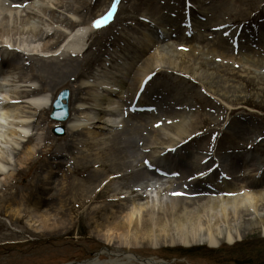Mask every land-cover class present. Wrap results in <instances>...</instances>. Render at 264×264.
I'll return each mask as SVG.
<instances>
[{"label":"rangeland","instance_id":"374dc122","mask_svg":"<svg viewBox=\"0 0 264 264\" xmlns=\"http://www.w3.org/2000/svg\"><path fill=\"white\" fill-rule=\"evenodd\" d=\"M163 1L170 2V6H168L170 10L159 17V23H150L144 26L157 38L161 35L164 36L166 32L176 34L177 37L179 33L183 32L184 36L188 37L189 44L199 47L198 51L195 50L196 52L193 53V58L196 57V61L207 60L210 64L209 67L198 69L199 75H196L198 82L192 94L183 93V90L179 93V97L186 98L188 101L185 107L190 108L181 110L184 113L180 115H186V122L192 121L193 123L195 121L188 139L190 145L182 149L184 155L181 154V157L177 153V156L170 157L167 162L161 160L160 164L158 154L163 150L164 145L157 144L146 150L149 137L151 136L153 139L155 136L157 137V134L160 135L163 129L168 127L171 121L170 116L172 117L176 111L179 112L176 108L179 105H176L174 97L173 101L170 97L172 92L158 90L154 93L153 100L151 98L150 102L142 103L140 109L134 112L145 115L147 119L144 120L145 122L140 121V124L132 121L130 129H134V132L130 131L128 135L131 144H133V148L128 151L130 162L127 164H130V168L127 169L128 175L117 178L115 181L118 182L120 190L128 189L130 196L139 198V201L143 202L147 209L151 208L156 200L151 199L148 195L141 196L139 192H142L144 184L146 185L149 181L152 184L151 190H156L157 197L162 198V203H169L172 199L177 203L181 200L189 202V200H184L185 194L191 196L189 192L203 193L208 187H213L215 184L226 187L237 186L241 182H253L255 189L264 188L262 186L264 182V0H192L193 3L188 0ZM90 2L91 0H62L58 4L48 3L46 4L47 17L54 14L61 19L74 20L78 18L88 28V31L99 28L100 31H103V26L114 19L115 28L113 31L118 33L120 28L125 31V24L131 22L126 23L124 19L135 12L139 2L146 3V0H118L115 7H113L115 0H96L95 7ZM18 4L14 0H0V9L3 11L2 8L11 7L12 11H19L16 9ZM84 4L90 5L89 8L87 7L90 11L87 16L71 13V9H76ZM30 10L32 15L39 19V22L46 21L47 18L44 15L34 9ZM109 11L112 13L111 16H107ZM18 18L22 20L25 16L21 15ZM97 19L101 20V26L92 27V22ZM8 22L6 24L9 26L19 24L15 19ZM130 26L136 27V25ZM40 27L41 24H38V28ZM189 28L193 30L192 33ZM50 32L55 33L56 31ZM105 32L103 31L101 34ZM20 38L24 40L32 37L26 32L20 34ZM93 38L87 41L85 38L83 42L85 47L82 46L84 47L82 52L76 54L75 57H69L70 50L67 48L58 53L45 54L42 51L44 49L43 42H39L36 52L31 53L26 50L24 54L12 55V58L18 55V58L15 59L19 64L17 69L8 66L2 68L5 72L14 73V80L6 88L19 97L29 88L40 87L39 83H35L33 87H29L25 83L30 76L25 58L34 60L32 72L37 74H41L39 62L61 63L63 58L75 59L79 65L81 64V67L78 65V70L81 72L91 71L92 74H97L99 69H96L95 59L101 63L114 55L111 48L99 52L95 44L96 40ZM201 45L204 46L202 51L200 50ZM4 47L7 45L0 43V54L4 51ZM183 47L185 46L170 49L166 44H158L153 49L149 48L145 52L144 58L150 57L153 60L158 57L159 64H162L163 68L168 66L164 62L169 58L177 63L194 64L193 60H188V58L192 59L188 49H183ZM221 47L228 49L223 50ZM213 48L221 50L222 56L216 54L214 57L209 56L206 51ZM257 59L258 66L250 63L251 60ZM137 66L136 64L130 75L134 73ZM64 85H67L71 90L70 82L64 81L49 88L50 94L53 93L54 96L56 91ZM87 89V87L82 88V93L86 94ZM14 102L19 105L22 115L32 116L30 123L34 127L31 128L32 133L29 136H21L16 133L15 141L11 140L7 134L0 138V155L5 162L3 177L11 175L8 179L1 181L6 189L0 191V264H66L88 259L94 253L99 252L102 247L101 241L96 239L95 235L98 232L101 217L107 212L108 207L102 205L100 199L96 201H99L97 203L102 206L93 213L96 204L74 208L72 207L74 200L67 194L63 196L65 193L62 190L59 193L63 201L67 200L66 206L57 209L52 205L49 218L51 221L61 218L63 224L51 230L38 229L37 223L30 220L27 215H23L15 221L14 215L2 207L7 198L20 197V194L13 191L15 187H23L16 183L18 181L17 172L26 170L33 159L42 157L43 150L50 143L53 146L59 144L62 146L61 149H58V153L52 152L50 161H47L48 165H52L60 171L55 176L57 181L48 185L49 180L36 179V174L25 178V181L28 183L34 181L37 183L36 186L49 188V191H53L58 188L61 176L67 174V178H70L75 174L74 172L69 173L73 157L76 156L72 139L61 140L66 136L65 128L63 136H54L51 130L60 124H55L48 119V113L44 115L31 109L21 99H15ZM231 110H234L233 114H231ZM96 113L94 112V116ZM132 116L134 114H131L129 119ZM148 118H153L152 122ZM157 120L159 121L156 122ZM216 121L217 123H215ZM16 122L12 121L9 126L14 127ZM207 122L212 126H206ZM91 125L95 131H108L104 121H97L94 118ZM152 129L156 131L155 135H152ZM135 130L138 133H135ZM163 133L158 136L159 139H164L167 132ZM49 137L51 139H48ZM125 137L127 139V136ZM122 139L123 136L120 140ZM26 143L28 146L34 145L35 148L30 157L20 151V146ZM216 148L219 149L216 151ZM57 154H59L58 158L62 163L52 164V158L57 157ZM183 163L188 164V169H190L188 172V169L182 168ZM144 166L159 172L165 170L169 178L158 180L160 174L145 169ZM94 169L96 168L93 166H87L86 168L82 167L81 170L83 175L89 177ZM173 173L180 174L182 178H178ZM138 194L139 196H137ZM45 196L52 197L49 194ZM120 201L121 197L118 196L113 201L112 209H116ZM54 202L56 205L58 204V202ZM107 203L109 202L105 201V204ZM252 222L256 224L253 229L245 230L243 226L240 228L245 233L243 238L232 244L223 243L217 248L203 245L192 248L163 247L153 249L149 247L152 243H149L146 247H140L130 252L142 258H153L168 264H264V212H261L260 216H253ZM100 259L104 260L107 257L100 255Z\"/></svg>","mask_w":264,"mask_h":264},{"label":"bare ground","instance_id":"6f19581e","mask_svg":"<svg viewBox=\"0 0 264 264\" xmlns=\"http://www.w3.org/2000/svg\"><path fill=\"white\" fill-rule=\"evenodd\" d=\"M61 1L14 0L19 3L16 6L19 11H12L11 7L2 8L3 11L0 9V43L11 46L4 47V51L0 54V138L7 134L11 140L15 141L16 133L21 136H29L32 133L31 128L34 127L30 123L32 116L22 115L19 105L14 102L15 99H21L31 109L46 115L53 99V93L50 94L49 88L68 81L71 87L70 117L64 124L66 136L61 140L72 139L76 156L73 157L69 173L74 172L76 175L67 178V174H63L64 176H61V180L58 181V188L53 191H49V188L36 186L37 183L34 181L30 183L25 181V178L34 174H36V179L49 180L48 185L57 181L55 176L60 171L54 166L48 165L47 161H50L51 153H58V149H61L62 146L60 144L53 146L50 143L42 152L43 158L39 156L40 158L33 159L29 168L17 172L18 181L16 183L23 187H15L13 191L20 194V197L7 198L2 206L4 210L11 212L15 221L17 218L27 215L30 220L37 223L38 229L51 230L63 224L61 218L58 220L56 215V219L53 221L49 218L52 205L57 209L66 206L67 200L63 201L59 193L62 190L65 193L63 196L67 194L74 200L72 206L74 208L94 203L96 205L93 208V213H95L94 211H97V208L102 205L108 207L107 212L101 217L98 232L95 235L96 239L109 245L110 249L101 254L107 259L101 260L100 255L96 254L88 259L66 264H134L135 262L138 264H165L154 259L136 261L132 256L135 254L129 251L146 247L149 243L157 245L158 247H154L155 249L196 245L216 248L223 243L232 244L243 238L245 233L240 228L243 226L245 230L253 229L256 224L252 222V217L260 216V213L264 212V188L255 189L253 182H241L240 185L226 187L215 184L213 187H208L203 193L189 192L191 196L185 194L184 200H189V202L181 200L177 203L172 199L169 203H162V198L157 197L156 190H151L152 184L149 181L150 184H144L142 192H139L141 196L149 195L150 197L152 195L156 200V203L147 209V206L140 202L139 198L130 196L128 189L120 190L118 182L115 181L117 178L128 175L127 169L130 168V164H127L130 162L128 151L133 148V144H131L128 135L130 131L134 132V129H130L132 121L140 124V121L145 122L144 120L147 119L145 115L138 114L139 112L135 114L134 111H138L142 103L150 102L151 98L153 100V95L155 96L154 93L158 90L172 92L170 97H172V101L174 97L176 105H179L176 107L179 112L176 111L172 117L170 116L171 121L168 127L163 129V132H167L164 139L158 137L163 132L160 135L157 134V137L155 136L153 139L150 136L146 143V150L157 144L164 145L163 150L158 154L160 164L161 160L167 162L170 157L177 156V153L181 157L182 149L190 145L188 139L195 121L193 123L192 121L186 122V115H180L184 113L181 110L190 108L185 107L188 101L186 98L179 97V93L183 90V93L192 94L198 82V69L209 67L210 64L207 60L203 62L196 61V57L193 58V53L196 52L195 50L198 51L199 47L189 44L188 37H185L183 32L179 33L178 37L176 34L166 32L164 36L161 35L157 38L144 26L150 23H159V17L170 10L168 7L170 2L163 0L139 2L135 12L124 19L126 23L131 21L125 24V31L121 30L122 28L118 33L113 31L115 28L113 19L103 26V31L106 32L101 34L103 31H100V28L88 31V28L78 18L74 20L61 19L54 14L47 17L46 4H58ZM190 1L192 2V0H188V2ZM90 4L95 7L96 0H91ZM89 6V4H84L70 11L84 17L90 13L87 9ZM30 9L44 15L48 22H39V19L32 15ZM21 15L25 16L22 20L18 18ZM11 19L19 22V26L6 24ZM38 24H41L40 28H38ZM130 25H136V27ZM53 30L56 32H50ZM189 31L192 33L193 30L189 28ZM26 32L32 38L21 39L20 34ZM122 34L123 36H121ZM92 37L96 40L95 44L99 52L111 48L114 55L101 63L95 59L96 69H99L97 74H92L91 71L81 72L78 70V62L72 58H63L61 63L39 62L41 74H37L32 72L34 60L25 58L27 69L30 72L25 83L29 87L39 83L40 87L29 88L19 97L6 88L14 80V73L5 72L2 68L8 66L17 69L19 64L15 59L18 58V55L13 58L12 55L24 54L26 50L31 53L36 52L39 42H43L44 49L42 51L45 54L58 53L67 48L70 50L69 57H75L85 47L83 43L85 38L87 41ZM196 38L195 40H197ZM90 44L92 45V42ZM158 44H166L170 49L181 48L184 45L183 49H188L189 56L192 57L188 60H193L194 64L177 63L169 58L164 62L168 66L163 68V65L159 64L158 57L153 60L150 57L144 58L145 52L149 48H155ZM203 47L201 45V51ZM222 49L227 50L228 48L223 47ZM220 51L213 48L209 51L207 49L206 53L211 57L222 56L223 52ZM170 52L172 51L170 50ZM250 63L258 66V59L251 60ZM136 64L138 66L130 75ZM85 87L88 89L86 94H83L82 88ZM94 112H97L96 116H94ZM233 113L234 110H231V114ZM131 114L134 116L129 119ZM94 118L97 121H104L108 131H95L91 125ZM152 119L148 118L151 122ZM12 121H17L16 127L9 126ZM206 126L212 125L207 122ZM135 133L138 131L135 130ZM155 133L156 131L152 129V135ZM121 136H123L122 140H120ZM135 145L134 147H136ZM34 149V145L28 146L27 143L20 146V151L27 157L33 155ZM58 155L52 158V164L62 163ZM0 157L2 158L1 155ZM1 158L0 191L6 189L1 182L2 179H8L11 176L3 177L5 162ZM86 165L96 168L89 177L82 174L81 169L82 167L86 168ZM187 165V163H183L182 168L187 170L189 168ZM144 168L150 169L148 166H144ZM151 171L163 176L168 174L165 170L159 172L153 169ZM177 176L182 178L180 174ZM161 178L162 176L158 180ZM262 186H264V182ZM218 193L222 195H217ZM230 193L234 195H230ZM48 194L52 197L45 196ZM118 196L121 197V201L116 209H112L113 201ZM98 199L102 205L98 204L99 201H96ZM201 199L203 200L200 201ZM54 201L58 204L56 205ZM105 201L109 203L105 204ZM121 248L128 250V253H119Z\"/></svg>","mask_w":264,"mask_h":264},{"label":"water","instance_id":"95a60500","mask_svg":"<svg viewBox=\"0 0 264 264\" xmlns=\"http://www.w3.org/2000/svg\"><path fill=\"white\" fill-rule=\"evenodd\" d=\"M70 97H71V90L67 85H64L63 87H61L56 92V94L52 100V103H51L50 111L48 113V118L51 121H54V122H57L60 124L66 123V121L68 120V118L70 116ZM51 132L54 136H57V137L63 136L64 135V128H63V126H57V127H54ZM103 244H104V246L100 249V251L95 253L94 255L100 254L101 252L108 251L110 249L109 245H107L105 243H103ZM149 247H152V248L156 247L157 248L158 246L157 245H151ZM121 249H123V248H121ZM119 253H121V254L125 253L126 254V252H123V251H120ZM132 256L136 261H139L142 259L147 260L145 258H140L137 255H132Z\"/></svg>","mask_w":264,"mask_h":264},{"label":"snow or ice","instance_id":"6c2138e0","mask_svg":"<svg viewBox=\"0 0 264 264\" xmlns=\"http://www.w3.org/2000/svg\"><path fill=\"white\" fill-rule=\"evenodd\" d=\"M116 2H118V0H115V2L113 3V7H115ZM111 15H112V13H111V11H109L107 13V16H111ZM100 26H101V20L100 19L94 20L92 22V27H100ZM7 47H11V46L8 45ZM173 175H178V173H173ZM230 195H234V194L230 193Z\"/></svg>","mask_w":264,"mask_h":264}]
</instances>
